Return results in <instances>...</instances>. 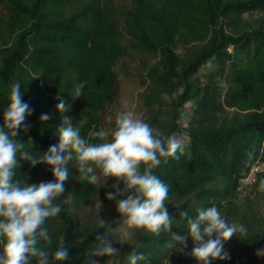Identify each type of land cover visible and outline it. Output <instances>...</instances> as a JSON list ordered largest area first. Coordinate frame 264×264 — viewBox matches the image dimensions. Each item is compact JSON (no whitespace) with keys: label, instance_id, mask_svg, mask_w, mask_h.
Segmentation results:
<instances>
[{"label":"trees","instance_id":"1","mask_svg":"<svg viewBox=\"0 0 264 264\" xmlns=\"http://www.w3.org/2000/svg\"><path fill=\"white\" fill-rule=\"evenodd\" d=\"M0 7L7 13L0 23V124L10 86L20 81L23 99L34 109L26 117L28 132L17 137L26 148L29 139L34 152L58 143L65 117L90 142H101L89 133L103 130L120 109L117 68L124 59L138 58L145 71L143 119L164 135L184 136L179 159L161 157L152 169L169 185L171 232L187 235L180 217L184 209L195 216L196 206L215 204L248 233L233 234L224 245L228 257L212 264H264L256 255L264 246L259 210L264 192L257 190L264 170L251 185L242 182L264 162V20L255 25L243 18L264 13V0H0ZM81 83L83 95L75 97ZM58 97L68 105L63 113L56 108ZM42 113L48 121L40 120ZM78 166L74 156L66 191L57 201L63 210L46 220L51 243L40 242L51 254L63 240L70 264H84L96 235L104 234L96 207L107 210L116 203L106 196L115 191L114 177L98 188L81 179ZM14 179L38 183L53 175L45 164L22 161ZM170 235L135 229L130 241L114 244L119 256L110 264H128L137 244L147 264H198L187 254L191 238L180 252L169 247L175 243ZM97 259L109 264L108 257Z\"/></svg>","mask_w":264,"mask_h":264},{"label":"clouds","instance_id":"2","mask_svg":"<svg viewBox=\"0 0 264 264\" xmlns=\"http://www.w3.org/2000/svg\"><path fill=\"white\" fill-rule=\"evenodd\" d=\"M21 82L14 81L8 93L9 103L3 110L0 124V264H65L69 260V249L63 240L51 254L43 246L51 243V235L46 224L48 218H55L63 210L58 198L65 193L66 182L70 180L69 162L78 161L81 179L93 186H108V180L115 178L106 196L116 202V209L122 223L130 229H143L159 235L162 231L171 233L169 247L184 252L187 239L191 238L192 248L187 254L198 264H212V261L226 259L225 242L233 234L244 237L248 229L243 224L229 222L215 204L198 205L196 215L184 209L180 217L186 224L187 235L171 232L173 218L168 211L169 185L155 175L152 169L161 163V157L179 159L184 141L181 137L164 135L152 127L141 115L132 110L115 113L114 128L110 139L103 130L93 131L89 136L102 138L101 142H90L81 135V127L74 126L68 117L58 128L59 141L51 144L46 151L34 152L33 142L18 139L19 132L27 133L30 125L26 117L34 109L23 99ZM81 83L75 97L83 95ZM56 108L61 113L68 105L58 97ZM111 120V117H109ZM41 121H48L49 115L42 113ZM84 121L81 119L80 124ZM30 166H49L53 179L28 183L14 179L21 162ZM143 165V170L141 169ZM123 183V188L119 185ZM258 191L264 192V177L258 183ZM94 247L87 249L84 264H101L97 257L110 259L119 256V249L107 233L97 234ZM139 245L131 248L127 255L128 264H147V256L137 251ZM258 257H264V246L256 250Z\"/></svg>","mask_w":264,"mask_h":264},{"label":"rangeland","instance_id":"3","mask_svg":"<svg viewBox=\"0 0 264 264\" xmlns=\"http://www.w3.org/2000/svg\"><path fill=\"white\" fill-rule=\"evenodd\" d=\"M127 1V0H124ZM6 11L0 7V23L6 20ZM244 19L249 20L255 25H258L264 20L263 12H254L253 14H246L243 16ZM210 69V66L209 68ZM117 72L119 74L120 85H121V103L120 110H132L137 114L141 115L143 118V104H142V94L145 92V71L140 64L138 58L131 57L129 59H124L119 64L117 68ZM172 101L171 97H167L165 103L170 104ZM191 105H187L189 108ZM168 107H164V111ZM187 116L183 121L184 125H186L188 121V117L190 114V110L187 112ZM115 116L110 123H106L103 126V131L108 133L109 135L105 137L107 139L110 136L112 129L114 128ZM184 139V136H181ZM123 188V183L119 185ZM248 195V189L241 192L240 200H243ZM259 210L261 215L264 217V200H261L259 204ZM120 214L116 209V203H114L109 209L104 210L99 207H96V218L98 221V225L102 233H107L109 238L114 240V244H124L130 241L134 235L135 229H130L126 225L122 223V220L119 218ZM263 229L262 227H260Z\"/></svg>","mask_w":264,"mask_h":264},{"label":"built area","instance_id":"4","mask_svg":"<svg viewBox=\"0 0 264 264\" xmlns=\"http://www.w3.org/2000/svg\"><path fill=\"white\" fill-rule=\"evenodd\" d=\"M264 170V162H262L261 164L255 165L250 173L242 180L243 184L245 186H249L251 185L255 179H256V173L261 172Z\"/></svg>","mask_w":264,"mask_h":264}]
</instances>
